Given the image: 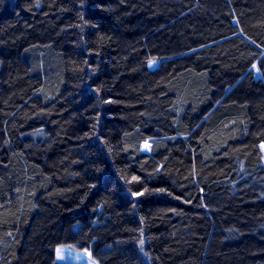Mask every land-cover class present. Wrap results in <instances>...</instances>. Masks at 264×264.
<instances>
[{
    "label": "trees",
    "instance_id": "trees-1",
    "mask_svg": "<svg viewBox=\"0 0 264 264\" xmlns=\"http://www.w3.org/2000/svg\"><path fill=\"white\" fill-rule=\"evenodd\" d=\"M263 144L264 0H0V264H264Z\"/></svg>",
    "mask_w": 264,
    "mask_h": 264
},
{
    "label": "rangeland",
    "instance_id": "rangeland-1",
    "mask_svg": "<svg viewBox=\"0 0 264 264\" xmlns=\"http://www.w3.org/2000/svg\"><path fill=\"white\" fill-rule=\"evenodd\" d=\"M151 67H156L157 62L151 61ZM258 76L261 75L259 65L254 66ZM144 149H148V145H144ZM60 250V251H58ZM56 257L59 261L69 262L70 264H98L91 256L89 250H77L69 245L59 246L56 249Z\"/></svg>",
    "mask_w": 264,
    "mask_h": 264
},
{
    "label": "water",
    "instance_id": "water-1",
    "mask_svg": "<svg viewBox=\"0 0 264 264\" xmlns=\"http://www.w3.org/2000/svg\"><path fill=\"white\" fill-rule=\"evenodd\" d=\"M263 148H264V144H263Z\"/></svg>",
    "mask_w": 264,
    "mask_h": 264
},
{
    "label": "snow or ice",
    "instance_id": "snow-or-ice-1",
    "mask_svg": "<svg viewBox=\"0 0 264 264\" xmlns=\"http://www.w3.org/2000/svg\"><path fill=\"white\" fill-rule=\"evenodd\" d=\"M142 243V242H141ZM58 251H60V250H58Z\"/></svg>",
    "mask_w": 264,
    "mask_h": 264
}]
</instances>
